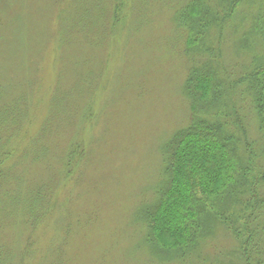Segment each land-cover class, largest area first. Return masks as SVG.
<instances>
[{
    "label": "rangeland",
    "instance_id": "1",
    "mask_svg": "<svg viewBox=\"0 0 264 264\" xmlns=\"http://www.w3.org/2000/svg\"><path fill=\"white\" fill-rule=\"evenodd\" d=\"M191 2L0 0V264H243L217 218L185 260L155 247L185 244L195 214L183 208L200 170L194 186L176 180L162 218L148 225L142 211L165 180L164 144L191 121V69L215 58L189 49L177 22ZM246 31L233 18L209 35L227 75L264 54L243 44ZM246 125L257 134L255 121ZM198 150L200 139L183 140L179 170L183 156L201 162ZM231 195L218 211L237 205Z\"/></svg>",
    "mask_w": 264,
    "mask_h": 264
},
{
    "label": "trees",
    "instance_id": "2",
    "mask_svg": "<svg viewBox=\"0 0 264 264\" xmlns=\"http://www.w3.org/2000/svg\"><path fill=\"white\" fill-rule=\"evenodd\" d=\"M191 3L179 13L177 22L190 33L187 42L189 49L197 53L202 51L204 55L215 52V58L213 61L200 59V63L197 61L198 63L196 62L191 69L185 86L192 110L191 121L164 144L165 180L156 190L157 198L149 204H144L142 211L148 225L162 218L159 213L167 199L176 196L173 191L176 180L177 184L182 180L181 187L194 186L192 172L198 169L200 171L196 177L200 175L202 186L198 184L197 191H194L196 187L192 189L183 208V213L188 218L192 213L195 214L192 219H186L183 223L185 244L178 245V248L167 245L164 247L158 241H154L159 247L154 246L165 251L171 249L173 251L170 253L185 260L191 254L188 251L195 250L199 243L196 236L205 234L208 229L213 230V220L217 218L219 220L217 224L224 226L228 232L231 231L230 233L239 241L235 251L230 253L232 257L239 261L241 259L243 264H262L264 54H254L250 67L239 76L233 77L230 73L226 74L217 54L220 49L211 47L208 38L212 30L222 31L233 18H244L248 22L249 31L244 33L243 44L246 42L248 47L256 44L264 48V0H217V4H209L207 0H192ZM240 13L241 16L238 15ZM215 35L216 33L211 41ZM220 43L219 40L218 45ZM238 43L237 41L236 44ZM247 99L250 107L249 116L246 117L249 120L241 113L244 107L242 100ZM254 121L257 124L256 135H252L246 125ZM190 136L200 139L206 154L200 153V150L196 151L195 155L201 158V162L198 163L191 160L192 155H188L187 158L183 156L184 161L190 159L182 166V170H179L177 163L175 164L176 158L182 152L183 140ZM218 182H223L224 186L216 187ZM227 194H232L231 197L236 198L237 205H232L233 207L230 205L218 211L217 203ZM162 222L163 228L170 235L177 237L176 230L172 229V223L166 220Z\"/></svg>",
    "mask_w": 264,
    "mask_h": 264
}]
</instances>
